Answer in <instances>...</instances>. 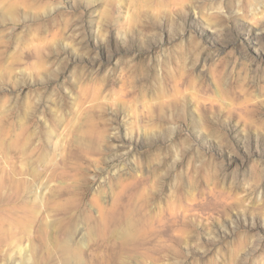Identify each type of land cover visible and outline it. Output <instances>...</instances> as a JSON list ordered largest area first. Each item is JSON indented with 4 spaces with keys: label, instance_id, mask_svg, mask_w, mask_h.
Masks as SVG:
<instances>
[{
    "label": "rangeland",
    "instance_id": "374dc122",
    "mask_svg": "<svg viewBox=\"0 0 264 264\" xmlns=\"http://www.w3.org/2000/svg\"><path fill=\"white\" fill-rule=\"evenodd\" d=\"M0 264H264V0H0Z\"/></svg>",
    "mask_w": 264,
    "mask_h": 264
}]
</instances>
